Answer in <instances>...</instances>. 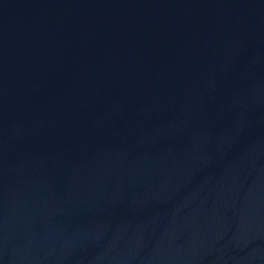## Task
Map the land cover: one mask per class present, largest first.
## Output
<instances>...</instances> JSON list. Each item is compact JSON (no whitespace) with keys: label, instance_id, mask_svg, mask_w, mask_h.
Returning a JSON list of instances; mask_svg holds the SVG:
<instances>
[{"label":"water","instance_id":"1","mask_svg":"<svg viewBox=\"0 0 264 264\" xmlns=\"http://www.w3.org/2000/svg\"><path fill=\"white\" fill-rule=\"evenodd\" d=\"M0 264H264V0H0Z\"/></svg>","mask_w":264,"mask_h":264}]
</instances>
